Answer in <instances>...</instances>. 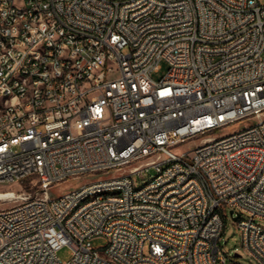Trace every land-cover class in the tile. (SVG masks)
<instances>
[{"label": "built area", "instance_id": "built-area-1", "mask_svg": "<svg viewBox=\"0 0 264 264\" xmlns=\"http://www.w3.org/2000/svg\"><path fill=\"white\" fill-rule=\"evenodd\" d=\"M26 181L0 264H240L225 207L264 264V0H0V184Z\"/></svg>", "mask_w": 264, "mask_h": 264}, {"label": "rangeland", "instance_id": "rangeland-1", "mask_svg": "<svg viewBox=\"0 0 264 264\" xmlns=\"http://www.w3.org/2000/svg\"><path fill=\"white\" fill-rule=\"evenodd\" d=\"M259 2L263 3V0H259ZM169 65L167 62L163 61L160 64V70L157 73H153L151 75L152 79L156 82H159L168 72ZM247 125V122H239L235 125L226 127L224 129L218 130L214 133L216 137H222L226 136L228 134H231L232 132L238 131L245 127ZM194 147V143H188L186 145H183L179 148L180 153H183L189 149H192ZM157 175L156 170L151 169L147 173H144L140 177H134L133 181L136 187H140L143 184H145L151 177H155ZM92 181L91 179L87 178H78L74 180H69L67 182L61 183L57 186H55L51 191L50 194L52 197H59L64 194H67L75 189L80 188L84 184L89 183ZM34 185L30 181L22 182V183H11V184H0V194L1 193H12L17 198L18 196L30 192ZM13 197L7 198V201H1L0 206L1 207H9L16 203H18V200H11ZM9 199V200H8ZM230 209L225 207L224 208V223H225V231L223 234V237L220 241L221 246V254L228 257V260H235L236 262L240 264H257V262L252 259L242 248L241 246V236L239 234V231L237 229L236 222L233 220V218L230 215ZM260 225L264 228V221L259 222ZM107 244L106 238H99L93 241V246L96 248H102L105 247ZM103 250V249H102ZM73 254V251L70 247L66 246L62 248L59 253L58 257L62 262H66L71 259ZM235 254L240 255V258H236Z\"/></svg>", "mask_w": 264, "mask_h": 264}, {"label": "bare ground", "instance_id": "bare-ground-1", "mask_svg": "<svg viewBox=\"0 0 264 264\" xmlns=\"http://www.w3.org/2000/svg\"><path fill=\"white\" fill-rule=\"evenodd\" d=\"M156 172H157V175L155 177H159V170H156ZM13 196H14V194H12V193H8V194L7 193H1L0 194V202L1 201H7V198L13 197ZM115 198H120V191H118V190H98V191H95V201L115 200Z\"/></svg>", "mask_w": 264, "mask_h": 264}, {"label": "water", "instance_id": "water-1", "mask_svg": "<svg viewBox=\"0 0 264 264\" xmlns=\"http://www.w3.org/2000/svg\"><path fill=\"white\" fill-rule=\"evenodd\" d=\"M233 213L231 212V215H232ZM235 221L237 220L236 218L234 219ZM235 257L236 258H240L241 256L240 255H238V254H235Z\"/></svg>", "mask_w": 264, "mask_h": 264}]
</instances>
